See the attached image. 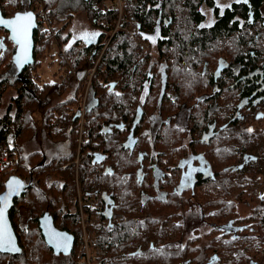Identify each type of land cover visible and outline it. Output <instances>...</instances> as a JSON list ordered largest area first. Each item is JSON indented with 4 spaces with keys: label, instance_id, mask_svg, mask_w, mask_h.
<instances>
[{
    "label": "trees",
    "instance_id": "obj_1",
    "mask_svg": "<svg viewBox=\"0 0 264 264\" xmlns=\"http://www.w3.org/2000/svg\"><path fill=\"white\" fill-rule=\"evenodd\" d=\"M26 1L43 8L57 34L51 37L39 22L34 64L20 76L6 58L15 48L8 47L0 56V67L7 64V74L0 76V152H17L20 159L17 169L0 176V193L12 175L23 178L27 186L10 212L22 254H0V264H86L87 249L92 264H207L212 254L218 258L214 264L264 259V197L259 195L264 145L260 147L253 136L259 130L239 129V120H234L194 150L203 152L211 166H231L228 175L217 176L220 189L200 190L209 193L202 196L209 199L203 213L212 210L223 223L228 209L225 221L239 227L220 250L195 245L200 238L191 235L180 244L179 237L168 234L185 219L200 223L201 211L191 210L193 205L187 202L198 198V189L194 195L181 193L176 188L179 175L162 169L168 163L173 172L176 165L171 153L179 139L173 127L178 99L191 97L188 89L203 85L215 63L219 39L228 31H239L228 24L260 23L264 0H235L213 27L203 26L204 10L218 9L217 0H124L122 28H117L119 12L106 10L105 0ZM23 2L0 0V11L6 17L24 12ZM81 13L102 31L97 48L72 38L71 27ZM246 32L241 59L249 74L263 69L264 28L248 27ZM132 36L149 49L138 48ZM0 39H8L4 29ZM54 47L61 68L57 85L38 73ZM97 63L91 80L94 97L84 111L85 81ZM207 100L190 109L186 133L191 139L194 130L202 137L209 128V112L202 104ZM40 109L41 124L36 120ZM166 117L172 120L167 122ZM226 130L230 140L239 143L244 137L242 154L226 150L222 138ZM246 154L251 156L247 160ZM215 182L200 179L197 184ZM219 199L228 201L227 206L213 202ZM239 203L249 205L247 217L239 216ZM45 213L58 229L75 237L69 254H56L47 246L39 228ZM162 224L166 230H161ZM193 246H198L197 253Z\"/></svg>",
    "mask_w": 264,
    "mask_h": 264
},
{
    "label": "flooded vegetation",
    "instance_id": "obj_2",
    "mask_svg": "<svg viewBox=\"0 0 264 264\" xmlns=\"http://www.w3.org/2000/svg\"><path fill=\"white\" fill-rule=\"evenodd\" d=\"M23 1L24 5H22L21 10L24 12L21 13H28L31 11L35 12L34 9L36 8L37 4L28 3L26 0ZM233 2H235V0H230L226 6H221L217 1L218 9H205L204 13L206 14V17L204 19L205 24L203 26L213 27L216 22L227 15L226 9L230 8V5ZM260 11L261 13L258 16L260 23L258 24L239 22L237 24L232 23L227 25L230 28H238L239 31H228L226 34H224L223 38L219 39V45L217 49L214 50L215 63L213 66H209L210 70L205 76L203 85L188 89V91L192 94L191 97H180L178 99L179 107L177 113L174 116L173 127L179 139L177 145L174 148L176 150L171 153L172 157L176 160V165L174 166L173 172L168 169V163L162 169L164 173L171 172L179 175V183L176 185V188L181 193L185 192L186 194L191 193L194 195L195 190L198 189V198L188 200L187 202L193 205L191 206L192 208L190 207L191 210L196 212L199 210L201 211L200 223H197V220L190 221L185 219L183 222H177L174 230H167L169 235L173 234L174 236L179 237L180 244L184 243V236L187 237L191 235L195 239L200 238V242H197L195 245H215V249L220 250L223 248L224 243L228 244L229 240L232 238L231 235H233L234 238L236 232L239 230V227H235L234 225H231L230 222L225 221V216L228 214V209H224L223 223H219L217 221L215 216L216 212L210 210L207 213H203V206L208 205L209 199L202 198V196L208 195L209 193L200 191L201 189H207L209 191L220 189L222 185L219 181H217V176L228 175L231 166H211L203 152L196 154L194 153V150L197 151L198 143L203 144L205 142H209L217 134H219L220 131L224 130L226 127H229L230 123L234 120H239V129L245 130V128H248L250 130H259L257 132L260 134H255L253 136L256 138V142L260 144V147H263L264 145V100H262L261 97H264V65H260V68L263 67L261 71H259L257 68L254 73L248 74L246 71V65L241 59L242 55L245 54H243L244 46L242 43H244L245 37L247 36L246 29L248 27H250L251 30H253V27H257L260 30L264 28V8H261ZM14 15L16 14H13V16ZM91 27L92 29L90 33H87L81 37L80 35L73 33L71 28L73 40L82 41L90 48L99 47L102 44V31L96 27ZM251 34L253 33L251 32ZM138 41L140 42V45H138L140 46L139 48L144 47L145 45L143 49H149L146 44L140 40ZM8 47L15 48L13 53H10L6 57L12 61L13 55L16 51L14 42L10 39H0V56H2L4 52L8 50ZM14 72H16L18 76L21 74V71H19L16 66L14 68ZM6 74L7 64L4 63L0 67V76H5ZM94 74L95 72L92 76H90L88 72L87 82L89 83V86L91 85V80ZM79 82H83L82 79H79ZM162 84L164 87L163 92H165L167 90V81L164 75H162ZM89 86L88 88H85L83 100L84 111L86 108L90 107L91 98L94 97L92 85L90 87ZM168 90L170 91L171 89L169 88ZM167 99L169 100L171 97L168 96ZM205 99L208 100L202 104L206 111L209 112L208 119L211 121L209 128L207 132L202 135V137H198L197 130H194V137L191 139L186 133L188 127L187 120L189 118L188 114H190V109L193 106L199 104ZM189 100L193 101L191 105L186 104V102ZM185 105H187V107L182 109ZM82 115H84L83 111ZM164 120L168 122V120H172V117H166ZM228 131L229 130L223 132L222 138H224L225 141L224 147L226 150H230L233 153L237 151L238 154H242L240 149L244 137H242L241 141L238 143L235 140H230ZM202 156L208 161V163L203 160ZM244 157L245 160H247L251 156L246 154ZM164 160L166 161L165 157ZM243 166L244 165H240L239 167L243 168ZM235 168H237V166H235ZM200 179L204 182L208 180H214L216 182L214 184H197ZM263 186L264 182H262L260 185L259 191ZM25 187H27L26 183ZM213 202L221 203L224 206H227L228 204V201H222V199L215 200ZM242 204L243 203L238 204V214L241 218H244L247 216H242ZM160 228L161 230L167 229V227L163 224L160 226ZM193 250L194 253H197L199 251L198 246H193ZM210 261V264L218 262L216 254H212ZM249 264H264V259H262L260 262L254 261L250 262Z\"/></svg>",
    "mask_w": 264,
    "mask_h": 264
},
{
    "label": "water",
    "instance_id": "obj_3",
    "mask_svg": "<svg viewBox=\"0 0 264 264\" xmlns=\"http://www.w3.org/2000/svg\"><path fill=\"white\" fill-rule=\"evenodd\" d=\"M30 15V22L20 21L18 24L9 25L6 23H0V29H4L8 32V39L14 42L16 51L13 55L12 61L19 71L30 67L34 64V32L39 28V22L34 12L17 13L13 17H5L0 11V21H16L17 16L26 17ZM25 23H30L27 29L26 39L23 33L20 31L21 27ZM14 28L16 31H14ZM115 84L111 87L114 88ZM1 182V180H0ZM5 189L0 193V208L4 209L3 213V225L6 228L7 235L11 238L12 243L5 244L0 248V254L7 255H20L22 254V248L19 245L17 234L14 230L10 212L15 206L16 200L20 199L26 191L24 180L18 175L10 176L4 183ZM11 185V186H10ZM11 193V194H9ZM4 197H7L6 206ZM39 228L45 239L47 246L52 249L56 254H69L75 246V237L67 231L60 230L56 227L54 218L45 213L39 219ZM138 250L136 253H139ZM209 262L208 264H210Z\"/></svg>",
    "mask_w": 264,
    "mask_h": 264
},
{
    "label": "rangeland",
    "instance_id": "obj_4",
    "mask_svg": "<svg viewBox=\"0 0 264 264\" xmlns=\"http://www.w3.org/2000/svg\"><path fill=\"white\" fill-rule=\"evenodd\" d=\"M217 1L221 6H223V5L226 6L230 2V0H217ZM121 20L122 19L119 18L118 25H117V26H119L118 28H122L121 24H120ZM71 28H72L73 33L80 35V37L84 36L87 33H90V31L92 29V27L90 26V23L88 22V20L86 19L85 15L83 13L75 16L74 24L72 25ZM136 46L139 48L138 45H136ZM144 47H145V45H144ZM144 47H141L140 49H143ZM57 53H58V50H57V48L54 47V49H53L54 56H51V55H53L51 53L48 54L42 60L43 61L42 66L38 71V73L40 74V76L42 77V79L44 81L49 80V82H52L55 85H57L59 83V75L61 74V72H60L61 68H60V65L58 64L59 56L57 55ZM54 60H55V62H54ZM77 80H75V81H77ZM88 86H89V83L87 81H85V88H88ZM64 97L66 98L67 94ZM5 102H6V100L4 99V104H5ZM43 114H44V111L40 109L36 115V120L39 122V124H41ZM76 164H77V162H76ZM262 182H264V177L262 179ZM259 195L264 197V186L260 189ZM242 205H243L242 216H247L249 214V205L245 206L244 203Z\"/></svg>",
    "mask_w": 264,
    "mask_h": 264
},
{
    "label": "built area",
    "instance_id": "obj_5",
    "mask_svg": "<svg viewBox=\"0 0 264 264\" xmlns=\"http://www.w3.org/2000/svg\"><path fill=\"white\" fill-rule=\"evenodd\" d=\"M106 1V10H116L119 12L120 17L122 18V10H123V3L124 0H105ZM37 16L38 22H42L43 27L48 31L51 37H55L57 34V27L54 25V22L49 19L45 11L43 10L42 7H37L34 12ZM119 26H117L118 28ZM133 39L135 40V43L137 45H140V42L137 40L136 37L132 36ZM108 45V44H107ZM107 45L105 46L104 50L106 49ZM101 58V56H100ZM97 67V64L94 68L89 70V75L92 76L93 73L95 72ZM20 165V159L19 155L17 152L10 151L8 149H3L0 152V176L3 174V172L7 169L14 171L17 169ZM84 221V219H83ZM84 225V224H83ZM86 238V235H85ZM86 264H92V258L90 257L88 253V249L86 250Z\"/></svg>",
    "mask_w": 264,
    "mask_h": 264
},
{
    "label": "snow or ice",
    "instance_id": "obj_6",
    "mask_svg": "<svg viewBox=\"0 0 264 264\" xmlns=\"http://www.w3.org/2000/svg\"><path fill=\"white\" fill-rule=\"evenodd\" d=\"M22 20L30 22L31 16L30 15H28L26 17L17 16L16 21H0V23H6L9 25H14V24H18ZM29 26H30V23H25L20 29V31L23 33L25 39H26L27 29ZM14 31H16L15 28H14ZM93 35H95V34H93ZM9 194H11V193H9ZM3 199L5 201V206H6L7 197H4ZM3 213H4V209L0 208V248H2L5 244L10 245L12 243L11 238L7 235L6 228L3 225Z\"/></svg>",
    "mask_w": 264,
    "mask_h": 264
},
{
    "label": "bare ground",
    "instance_id": "obj_7",
    "mask_svg": "<svg viewBox=\"0 0 264 264\" xmlns=\"http://www.w3.org/2000/svg\"><path fill=\"white\" fill-rule=\"evenodd\" d=\"M134 31V29L132 30V32ZM135 33H136V31H135ZM136 36V35H135ZM135 42V41H134ZM135 45V44H134ZM140 47V46H139ZM80 79V78H79ZM79 85V84H78Z\"/></svg>",
    "mask_w": 264,
    "mask_h": 264
}]
</instances>
